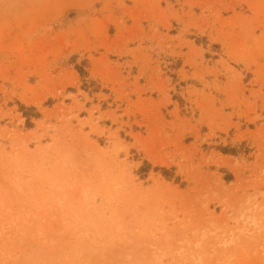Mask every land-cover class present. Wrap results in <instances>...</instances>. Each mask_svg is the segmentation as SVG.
<instances>
[{
    "label": "rangeland",
    "instance_id": "obj_1",
    "mask_svg": "<svg viewBox=\"0 0 264 264\" xmlns=\"http://www.w3.org/2000/svg\"><path fill=\"white\" fill-rule=\"evenodd\" d=\"M0 264H264V0H0Z\"/></svg>",
    "mask_w": 264,
    "mask_h": 264
},
{
    "label": "trees",
    "instance_id": "obj_2",
    "mask_svg": "<svg viewBox=\"0 0 264 264\" xmlns=\"http://www.w3.org/2000/svg\"><path fill=\"white\" fill-rule=\"evenodd\" d=\"M79 72L81 73V69H79ZM34 116L37 117L38 114L35 112V113H34Z\"/></svg>",
    "mask_w": 264,
    "mask_h": 264
}]
</instances>
